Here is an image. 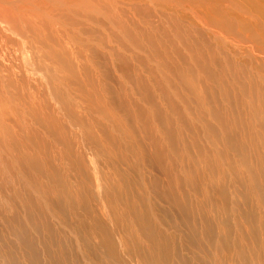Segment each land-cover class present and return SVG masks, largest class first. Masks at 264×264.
I'll return each instance as SVG.
<instances>
[{"label": "bare ground", "instance_id": "obj_1", "mask_svg": "<svg viewBox=\"0 0 264 264\" xmlns=\"http://www.w3.org/2000/svg\"><path fill=\"white\" fill-rule=\"evenodd\" d=\"M263 221L264 0H0L3 264L261 263Z\"/></svg>", "mask_w": 264, "mask_h": 264}, {"label": "rangeland", "instance_id": "obj_2", "mask_svg": "<svg viewBox=\"0 0 264 264\" xmlns=\"http://www.w3.org/2000/svg\"><path fill=\"white\" fill-rule=\"evenodd\" d=\"M183 16H184V18H185V20L186 21H190L191 19L190 18H188V15L187 14H183ZM129 54H132V52H130ZM128 54V55H129ZM139 56H142V57H144V54H142V53H140L139 54ZM239 57V59L240 60H242V61H244V60H246V57H245V55H239L238 56ZM96 73H97V71H96ZM112 78H114V80H118V77L119 76H117V75H115V73H113L112 74V76H111ZM200 128V126H198L197 127V129H199ZM202 133V132H201ZM203 144H204V146H205V143H204V141H203ZM191 152H192V154L193 155H195V152H196V150L193 148L192 150H190ZM252 158V162L254 163V157L252 156L251 157ZM252 164V163H251ZM147 165V164H146ZM253 165V164H252ZM147 167H143V166H141V172H142V177H146V179H147V181L148 180H150L149 179V177L152 179V178H154L152 175H154V174H156V171L154 170V169H151V168H148V170L146 169ZM144 169V170H143ZM144 175V176H143ZM149 175V176H148ZM203 177H205V178H208V176H207V174L206 173H203L202 172V174H201ZM232 178V179H231ZM233 179H234V177H229L228 178V181H227V183H226V185H227V187L229 188L231 185V183H232V181H233ZM229 180H231V182L229 181ZM234 182V181H233ZM231 187L229 188V190H228V192H227V189H226V193H227V197L228 198H230V200L231 201H236V202H239V207H240V210H239V212H240V214H244V212L245 211H250V210H254V214L255 215H261V216H263V210H262V208L261 209H259V208H257V207H254L255 205H254V197H251V198H253V199H249V201H246L245 200V202H244V200L242 201L241 200V196H239L240 197V200L241 201H239V197H235V195L233 194V192H231ZM233 190V189H232ZM242 191V190H241ZM241 191L239 192L240 194H241ZM230 192V193H229ZM237 195H238V192H237ZM226 197V198H227ZM228 198H227V200H228ZM229 200V201H230ZM238 200V201H237ZM230 201V202H231ZM243 204H245V205H243ZM255 208V209H254ZM258 209V210H257ZM258 212V213H257ZM260 212V213H259ZM261 212H262V214H261ZM260 216V217H261ZM244 223H242V224H244L243 225V230H244V232H245V237H248L249 235H251V232H252V230H250V228L252 227V226H250L251 225V222L250 221H248V220H244L243 221ZM264 222V221H263ZM111 226V225H110ZM250 227V228H249ZM254 254H256V253H259V255L261 256V257H258L259 258V261L258 262H260L261 261V263H257L255 260H254V264H264L263 263V261L262 260H264V232H263V230H261L260 228H256L257 226H255L254 225ZM166 229H170V224H167L166 225ZM258 233V235H257V233ZM249 232V233H248ZM32 236H34V238L35 239H37V238H39V236L36 234V233H34V234H32ZM12 238V239H11ZM7 239H8V241L10 242V244H15L16 243V241H15V239H14V237H13V235H11V234H9V236H7ZM251 241H252V238H251V240H248L247 242V245H248V247L250 246L251 247ZM4 252H7V250L6 249H4ZM15 255H14V261L15 262H17L18 264H29V262L27 261V259H24V258H26V255L25 254H22L20 251L17 253V251H15V253H14ZM3 257V256H2ZM28 262V263H27ZM44 262V261H43ZM0 264H3V261H2V259L0 258Z\"/></svg>", "mask_w": 264, "mask_h": 264}]
</instances>
